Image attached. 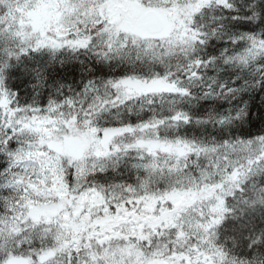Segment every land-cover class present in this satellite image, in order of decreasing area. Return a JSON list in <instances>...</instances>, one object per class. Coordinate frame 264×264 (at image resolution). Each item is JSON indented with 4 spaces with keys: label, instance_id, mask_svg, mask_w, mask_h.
<instances>
[{
    "label": "trees",
    "instance_id": "16d2710c",
    "mask_svg": "<svg viewBox=\"0 0 264 264\" xmlns=\"http://www.w3.org/2000/svg\"><path fill=\"white\" fill-rule=\"evenodd\" d=\"M201 2L174 1L178 24H190L195 35H188L193 40L185 44V53L168 57L159 47V55H150V47L133 44L124 34L114 41L97 35L91 39L98 45L79 48L52 50L34 43L35 37L24 46L16 33L17 23L0 0V102L5 103L0 106V264H42L39 257L51 251H56L55 258L47 264H78L90 245L57 251L55 227L34 222L24 211L26 196L19 179H36L40 167L21 161L23 155L41 148L38 138L21 132L23 124L50 118L82 126L113 101L121 82L157 80L176 86L178 93L128 106L120 116L107 120V128H155V137L145 140L215 149L218 155L200 157L191 166L168 173L162 166L148 168L143 161L107 158L90 170L67 173L70 197L96 188L105 195L102 211H107L121 198L120 202L137 204L149 193V223L136 219L127 232H121L128 246L135 250L142 246L147 255L157 239L160 247L177 243L170 231L178 217L203 220L207 210L198 204L227 195L225 212L231 222L226 226L232 227L220 239L211 240L220 246L202 241L198 253L194 247H184V264H264V0H219L208 7H201ZM80 26L62 32L74 33ZM135 140L131 136L113 149H134ZM234 171L239 173L236 181ZM202 180L216 187L220 183L215 181L225 187L230 183L233 189L217 192L199 185ZM182 185L198 196L178 205L171 199ZM162 211L174 214L168 217ZM102 216L106 223L113 218ZM159 217H164L160 225L152 226ZM230 230L234 234L226 238ZM218 247L223 248V257ZM173 255L178 259L177 251Z\"/></svg>",
    "mask_w": 264,
    "mask_h": 264
},
{
    "label": "rangeland",
    "instance_id": "374dc122",
    "mask_svg": "<svg viewBox=\"0 0 264 264\" xmlns=\"http://www.w3.org/2000/svg\"><path fill=\"white\" fill-rule=\"evenodd\" d=\"M17 2L24 3L27 8V13H29V23L31 26V37L34 38V43H37L39 46H47L54 48H61L68 46L72 43L84 44L85 41L75 40L71 35L62 33V31L73 27L74 24L81 25L84 22L91 23L94 17H99V13L103 8H107L108 0H16ZM174 1L176 0H114V3L111 5L109 13L113 15L115 23L118 24L114 30H109L108 26H97L95 27L96 33L100 34L104 31L108 33H115L117 31H122L123 33H134L137 37L138 34L148 38L149 37V54L152 56H157L160 54L159 50H163L162 53H165L164 56L172 57L171 53L178 51L180 47H183L187 42H190V32L186 30V23L178 24L179 17L176 14ZM128 3H133L128 6ZM93 4V5H91ZM120 8V9H118ZM156 10L157 13L163 18L166 31L161 37L152 38L148 36L145 30V21L144 15L147 11ZM120 11H125L126 13L121 15ZM74 17L75 21L68 22L69 17ZM179 33L181 34L179 36ZM57 34V35H56ZM27 43L30 42V36L24 37ZM134 41L138 43V39L135 38ZM148 47V48H149ZM159 47V50H157ZM158 53V54H157ZM147 90L143 92H149V95L164 96V94H159V92H165L167 94H174L176 92V87L167 84L166 80H157L149 83ZM129 91L130 95L140 92V87L125 85L124 87ZM129 99L126 95L122 100V103H125ZM128 101H137V98L130 99ZM0 106L5 107L4 102H0ZM140 128L139 131L134 132L136 135V140L138 143L146 139V135L155 137V132L157 130L153 128ZM82 129V126H77L76 128L72 127L67 120L56 119L52 120L46 118L39 123L37 121L28 122L23 124L22 132L24 134H30L40 137L39 139L43 141L46 148V152L43 155H33L30 159L37 160L44 169V187H36L34 185H28L29 193L31 194L33 200H30L28 205V213L32 218H41V220H49L51 223H55L57 227L56 232V243L58 250L66 249L68 244H71L73 247L70 249H82L86 243L90 245L86 250H83V255L81 256L78 264H97L94 262L96 257V247L91 242H87L88 239L92 236L90 231L84 230L85 227L83 224L76 220L74 223H69L66 210L65 202V176L63 171V165L65 158H60L57 156V153L60 152L63 148V142L65 139L70 138L74 134H78L79 130ZM90 132L88 126L85 127L84 133ZM85 133V135H86ZM157 143V144H156ZM153 146L149 149H158L156 154L153 155L149 151V161L152 162L153 158L162 162H166L167 158L170 161L171 157H178L176 152L170 151L172 149H183L193 152L197 156H210L214 157L218 155V152L214 149H207V152H201L199 149H195L192 146L187 144H176V145H163L155 141L152 143ZM138 148V147H137ZM48 149V151H47ZM140 150H145L148 152V149H144L143 146L139 148ZM263 146L261 145V148ZM145 151H142L141 154L144 156ZM183 153V151H178ZM105 152L103 144L99 143L96 145V155L102 156L107 154ZM161 155V156H159ZM260 158H262L260 156ZM66 167H68L66 165ZM238 172L233 174V178L237 176ZM25 182L24 180H20ZM194 191H189L179 187L175 193H173L172 201L178 205L181 203H188L193 201ZM146 201H143L142 205L144 207H149V195H144ZM152 199V198H151ZM82 200L84 202H90L91 197L87 195L84 199H79L78 203ZM59 203H56V202ZM101 205L100 203H98ZM42 207H46L44 209ZM83 220L82 218H79ZM224 223V222H223ZM221 220L216 224L217 226L223 229H229L227 226H220L223 224ZM242 226V225H241ZM240 228V227H238ZM236 230V229H235ZM230 230L226 234V238H231L234 234ZM93 233V231H92ZM120 249L117 251L114 249L110 251V246H105L100 250L102 254L101 264H142L139 261L140 259L134 257L132 250H126L128 246L127 241L120 240ZM140 257V256H139ZM43 263H47L49 259L47 257H42ZM133 258V259H132ZM142 260L145 259L144 263L149 264L148 259L145 256L141 255ZM141 260V261H142ZM16 264V263H13Z\"/></svg>",
    "mask_w": 264,
    "mask_h": 264
},
{
    "label": "flooded vegetation",
    "instance_id": "af4514ba",
    "mask_svg": "<svg viewBox=\"0 0 264 264\" xmlns=\"http://www.w3.org/2000/svg\"><path fill=\"white\" fill-rule=\"evenodd\" d=\"M66 143V142H65ZM74 154L75 153H78V152H80V153H82V157H83V159H85L86 157H88L91 153H92V151L91 152H89L88 151V149H85V151H84V149H74ZM162 214H172V212L171 211H168V212H165V211H162L161 212ZM164 217H159L157 220H156V223H155V221L152 223V226H153V224H155V226H159L160 225V223H161V220L163 219ZM175 223H176V221L172 224V227H171V231L170 232H173V233H175L176 231H185V223H190L189 221H186L183 217H181L180 219H179V226H178V228H176V225H175ZM195 229H200L199 227L198 228H195ZM152 242H154V241H152ZM154 243H156V244H159L158 243V241H155ZM159 249H160V247L159 246H155V248H154V245L152 244L151 245V247H149V250H150V252L149 253H152V252H154V251H159ZM154 254V253H153Z\"/></svg>",
    "mask_w": 264,
    "mask_h": 264
},
{
    "label": "water",
    "instance_id": "95a60500",
    "mask_svg": "<svg viewBox=\"0 0 264 264\" xmlns=\"http://www.w3.org/2000/svg\"><path fill=\"white\" fill-rule=\"evenodd\" d=\"M147 30L151 35L161 34L164 31V25L161 18L155 12H149L146 16Z\"/></svg>",
    "mask_w": 264,
    "mask_h": 264
}]
</instances>
